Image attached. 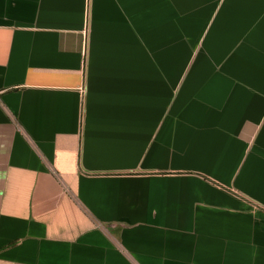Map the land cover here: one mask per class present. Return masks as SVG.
Listing matches in <instances>:
<instances>
[{
    "label": "crops",
    "instance_id": "0c3cea01",
    "mask_svg": "<svg viewBox=\"0 0 264 264\" xmlns=\"http://www.w3.org/2000/svg\"><path fill=\"white\" fill-rule=\"evenodd\" d=\"M0 264H264V0H0Z\"/></svg>",
    "mask_w": 264,
    "mask_h": 264
}]
</instances>
